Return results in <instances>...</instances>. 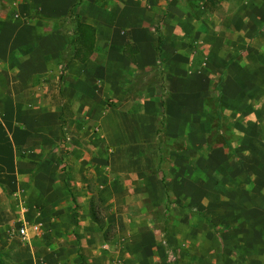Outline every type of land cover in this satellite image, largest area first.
<instances>
[{
	"label": "crops",
	"instance_id": "obj_1",
	"mask_svg": "<svg viewBox=\"0 0 264 264\" xmlns=\"http://www.w3.org/2000/svg\"><path fill=\"white\" fill-rule=\"evenodd\" d=\"M247 3L0 0V264H231L240 241L247 257L264 256V199L256 195L264 192V33L256 38L264 25L252 23ZM78 20L96 30L85 62L72 59ZM255 80L259 92H252ZM96 87L99 103L87 99ZM214 97L230 139L209 147L204 115ZM64 104L70 117L63 126ZM91 112L103 133L98 142L76 119ZM161 134L180 144L169 141L165 153L182 165L173 183L194 162L195 199L168 212L169 183L151 172ZM103 141L112 153L89 151ZM59 147L72 162H98L92 182L65 185L52 171L36 187L35 176L45 173L23 165L50 153L57 168ZM92 191L111 209L102 221L92 217ZM26 193L44 206L35 207L34 225L11 235L8 224L28 207ZM239 193L248 197L236 200ZM160 206L163 215L155 212ZM104 222L119 226L110 243Z\"/></svg>",
	"mask_w": 264,
	"mask_h": 264
},
{
	"label": "rangeland",
	"instance_id": "obj_2",
	"mask_svg": "<svg viewBox=\"0 0 264 264\" xmlns=\"http://www.w3.org/2000/svg\"><path fill=\"white\" fill-rule=\"evenodd\" d=\"M103 3L105 4V1H103ZM247 7L251 9V19H252V23H256L257 27H259L260 25H264V0H249V3H247ZM34 18H39L40 14L36 13L33 14ZM44 17V16H42ZM60 21V20H59ZM255 27V26H254ZM252 32L254 33V31L252 30ZM259 33H264V31H262V27L259 29V32L256 33V38L259 36ZM94 68V67H93ZM155 80H160L159 79V72H155ZM259 80H255L252 81V92H259V87L262 86V84L260 85ZM61 82L58 85V89L60 91V95L59 98L60 100H62V102L64 100H66L65 95L62 93V89H61ZM164 88V86H163ZM165 90V89H164ZM262 90V88H261ZM160 92L162 94L163 91L162 89L160 90ZM262 93V99L260 100V103L264 104V90L261 91ZM88 101H91L93 103H99L100 102V95L98 92V88L96 87L95 89V93L89 95V97L87 98ZM219 99V98H218ZM216 97L214 98H208L206 100V104L208 106H211L212 111H208L205 115L204 118L207 119V124H205V126H207V130H209V134H208V146L211 147L214 145V143H216L217 141H220V139L222 138L223 140H229V133H228V128L226 126V118L224 117L223 119H221L219 116H217V113L214 111L215 105L216 103H220V106H224L221 104V102L218 100ZM110 105H113L110 104ZM214 105V106H213ZM93 109H91L92 111ZM70 111V110H69ZM73 116H77L75 114H73ZM81 116V115H80ZM70 117V113H68V108H67V104H64L63 110H62V115H61V119L63 122V126L68 124V120ZM79 123H81L82 121H86V129L85 131H83L84 133H86L87 135H89L88 137H91V141H96L98 142V138L99 136H101L103 133H101V128L100 125L98 124V116L96 114H94L93 112H91L90 115H88L87 117L82 118V120L80 121L79 119L81 118H77ZM204 119V120H205ZM261 119H264V111L261 112ZM99 127V128H98ZM76 130H74L75 132ZM163 131L165 132L166 130L163 129ZM65 132V129H62V133ZM221 132V133H220ZM82 135L81 132L76 133V136H80ZM161 137L159 138V142H156L154 144V150H159L160 154H157V157H159L158 159L156 158L153 161V168L152 171L153 173L157 174L158 177H156L158 179V181H163L164 185L165 182L167 181L169 183V187L171 188L170 191H167V188L164 189L163 193L165 195L166 198H164V206L167 210V212L171 209L170 207H172L173 203H177L178 200L181 199L182 201V205L185 202L189 203L190 201L193 202V200L196 197V192H195V183H194V162H192V167L193 169H187L186 170V176L184 177V181H175V183H173V180H179L181 179V176L177 175L178 170H180L182 168V165L174 159H170L165 157V153H169V149H168V144L170 141V147L171 148H179L180 144H177L176 142L172 143L171 142V136L167 135V134H161ZM64 139V140H63ZM61 141H65V134L64 137ZM170 139V140H169ZM62 144H64V142H62ZM100 148L102 149V151L105 153V155L107 156L108 154L112 153L113 151V146H109L105 141L101 142L100 144H97V146H94L92 144V146L90 145L89 151L90 152H95L97 151V149L94 148ZM264 152V150H263ZM58 153L59 154V158H58V164H57V168L55 167V161H52V158L50 157V153L48 154V157L46 158V160L44 161H37V160H27V162L23 165L24 168L27 169H37L40 168L43 170V172L45 174H40L36 175L34 180H35V184L36 187L40 188L43 184H45L46 182H48L52 177L50 175V172H57L60 173L62 179L61 182H63V184L65 185H73V183H86L87 180H90V174H93L92 169H95V166L97 167L99 164L98 162L95 161H90V162H72L70 161V159L68 158V156L70 155V151L67 150L64 147H59L58 149ZM71 164V165H70ZM105 164V162L103 163ZM103 166V165H102ZM108 170V168H106ZM258 170V168H257ZM256 170V171H257ZM259 170L256 172V174H258ZM94 180V178H92ZM52 180V179H51ZM125 180V179H124ZM91 181V180H90ZM160 181V182H161ZM92 182V181H91ZM94 183V182H93ZM180 183V184H179ZM186 186V191H182V188L184 189ZM172 188H174V191L172 190ZM35 193V191L33 192ZM92 200L95 203V207L93 208V213L94 216L98 217L101 221L104 220V218L106 216L111 215L110 211L111 209L106 206V204L103 203L102 199L97 195V193L95 191H92ZM187 193V194H186ZM19 194V193H18ZM71 194V198L74 200V197L77 196L76 192H70ZM174 194H178V196H174ZM203 194V198H205L206 193H202ZM13 195V194H12ZM11 194H8V198L11 199ZM41 195V194H40ZM180 195V196H179ZM183 195V196H181ZM184 195H186V197H184ZM258 198H263L264 199V192L263 193H257L256 194ZM33 196V195H31ZM246 197L247 194H245ZM244 194L243 193H239L236 197V200H241L244 199ZM15 198H18V200L23 201L24 198L27 201L26 205L28 206L25 211L24 217L21 218L19 221L15 220L13 221V223L10 225V223L8 224V228L9 230L7 231L8 233H10L11 235L13 233L18 234V236H21L19 234V229L21 227H31L32 225H34V217L37 213L35 207L39 208H43L44 205L41 204L40 202V196L38 194H36V198L35 200L30 199V195H26L23 197L21 196H15ZM256 198V197H255ZM23 199V200H22ZM34 205V208L33 206ZM76 211L78 209V206L75 207ZM190 212H188V215L193 216L195 215V211L192 210V208H189ZM136 208L133 209V211H135ZM155 212L158 215H163L164 211L162 209V206L156 208ZM165 214H167L165 212ZM9 222V220H8ZM102 229H105L104 231V235L106 237V241L107 243H110L113 241L114 236L118 233L119 230V226L116 224H107L106 222H104L101 225ZM252 243H256L257 241H251ZM124 243V242H122ZM237 250L235 251V255H233L231 257V264H264V256L262 257H247L244 252H246L243 249V242L241 244V241L239 243V246L236 247ZM190 250L194 249V246L191 245L190 248H188ZM187 249V250H188Z\"/></svg>",
	"mask_w": 264,
	"mask_h": 264
},
{
	"label": "trees",
	"instance_id": "obj_3",
	"mask_svg": "<svg viewBox=\"0 0 264 264\" xmlns=\"http://www.w3.org/2000/svg\"><path fill=\"white\" fill-rule=\"evenodd\" d=\"M95 40H96L95 28L89 24L83 23L80 20H78L76 31H75V36L72 40V44L74 45L72 59L85 62L93 53L94 46H95ZM158 42H159V46H161L162 44L161 37L159 38ZM130 46L131 44L129 42L126 43V47L129 48ZM132 62H135L133 58H132ZM61 79H63V76H61ZM92 217L96 221L98 220L96 216H94L93 209H92ZM102 224L103 223H100V225Z\"/></svg>",
	"mask_w": 264,
	"mask_h": 264
},
{
	"label": "built area",
	"instance_id": "obj_4",
	"mask_svg": "<svg viewBox=\"0 0 264 264\" xmlns=\"http://www.w3.org/2000/svg\"><path fill=\"white\" fill-rule=\"evenodd\" d=\"M36 229H37V228H36ZM20 233H21L23 236H27V234H28L25 228H22V229L20 230Z\"/></svg>",
	"mask_w": 264,
	"mask_h": 264
}]
</instances>
